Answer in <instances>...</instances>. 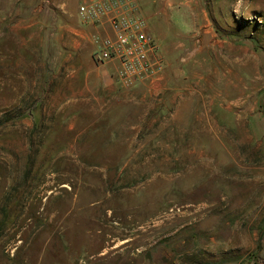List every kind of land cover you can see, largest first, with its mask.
Masks as SVG:
<instances>
[{"label":"rangeland","instance_id":"rangeland-1","mask_svg":"<svg viewBox=\"0 0 264 264\" xmlns=\"http://www.w3.org/2000/svg\"><path fill=\"white\" fill-rule=\"evenodd\" d=\"M138 2L166 72L99 106L43 80L81 0H0V264H264V0Z\"/></svg>","mask_w":264,"mask_h":264},{"label":"built area","instance_id":"built-area-1","mask_svg":"<svg viewBox=\"0 0 264 264\" xmlns=\"http://www.w3.org/2000/svg\"><path fill=\"white\" fill-rule=\"evenodd\" d=\"M78 17L85 27L106 28L105 33L91 34L93 59L114 65L121 90H158L167 62L138 0H88L79 6Z\"/></svg>","mask_w":264,"mask_h":264},{"label":"crops","instance_id":"crops-1","mask_svg":"<svg viewBox=\"0 0 264 264\" xmlns=\"http://www.w3.org/2000/svg\"><path fill=\"white\" fill-rule=\"evenodd\" d=\"M85 1L88 0H81V4ZM76 17L77 24H71L62 34L59 32L61 35L58 33L59 43L65 49L58 51V57L50 62L52 68L43 79L50 84L49 99L64 100L66 104L85 101L99 106L123 100L126 94L115 79L114 65L97 64L93 59L95 47L90 42L91 34L105 33L106 28L85 27L78 14ZM169 81L170 77L167 85ZM262 248L264 253V239Z\"/></svg>","mask_w":264,"mask_h":264},{"label":"trees","instance_id":"trees-1","mask_svg":"<svg viewBox=\"0 0 264 264\" xmlns=\"http://www.w3.org/2000/svg\"><path fill=\"white\" fill-rule=\"evenodd\" d=\"M263 237H264V235L261 236V239H263ZM258 250H259V251L262 250V245H261V243H260L259 246H258Z\"/></svg>","mask_w":264,"mask_h":264}]
</instances>
